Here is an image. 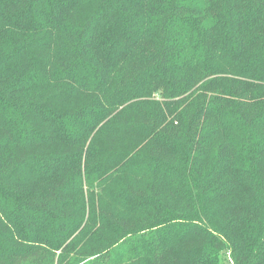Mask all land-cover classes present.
Instances as JSON below:
<instances>
[{
    "label": "trees",
    "instance_id": "1",
    "mask_svg": "<svg viewBox=\"0 0 264 264\" xmlns=\"http://www.w3.org/2000/svg\"><path fill=\"white\" fill-rule=\"evenodd\" d=\"M264 264V0H0V264Z\"/></svg>",
    "mask_w": 264,
    "mask_h": 264
},
{
    "label": "water",
    "instance_id": "2",
    "mask_svg": "<svg viewBox=\"0 0 264 264\" xmlns=\"http://www.w3.org/2000/svg\"><path fill=\"white\" fill-rule=\"evenodd\" d=\"M228 264H232V262L230 261Z\"/></svg>",
    "mask_w": 264,
    "mask_h": 264
}]
</instances>
